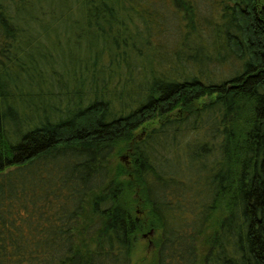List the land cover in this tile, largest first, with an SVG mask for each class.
Returning <instances> with one entry per match:
<instances>
[{
	"label": "trees",
	"instance_id": "obj_1",
	"mask_svg": "<svg viewBox=\"0 0 264 264\" xmlns=\"http://www.w3.org/2000/svg\"><path fill=\"white\" fill-rule=\"evenodd\" d=\"M165 1L0 0V264H264V0H220L229 75Z\"/></svg>",
	"mask_w": 264,
	"mask_h": 264
},
{
	"label": "rangeland",
	"instance_id": "obj_2",
	"mask_svg": "<svg viewBox=\"0 0 264 264\" xmlns=\"http://www.w3.org/2000/svg\"><path fill=\"white\" fill-rule=\"evenodd\" d=\"M164 1V0H163ZM198 5L200 6L201 10L203 11L202 14H204L207 18H212V25H207L206 21L202 20V22L199 25V33L198 31L188 28L187 27V20L183 17L185 12L184 9L178 8L176 5H174L171 0H166L164 3L158 4L157 8L161 9V12L163 13V16L159 17L158 19V27L159 32L154 33L150 31L152 35V42L157 44L160 43V41L164 42L166 51L173 53L178 48L181 49L179 46L181 39L184 38V36L188 37L187 39L194 41L196 47L198 45L203 44V42H206V40H210L213 42V48L209 47L205 49V53L210 55V59H208V65L204 66L206 69V74H212L217 73L218 71H222V73H225L229 71L230 69L234 68L230 65H237L238 60L230 54V51L227 49L226 41H224L223 37L217 36L215 40V33L212 29V34L210 35V29L215 25L216 22V15L220 11V0H198ZM145 20L141 19V22L143 23ZM165 25V26H161ZM215 27V26H214ZM154 28V27H153ZM156 30V28H154ZM188 32V34H187ZM211 37H210V36ZM189 42L191 43V41ZM177 44V46H176ZM193 44V43H192ZM140 48H143L142 51H145L147 48L144 46H141ZM55 50H60L59 48H54ZM212 49V50H211ZM199 51V50H198ZM221 51V54L223 55L222 60H217L219 58L218 52ZM59 53V51L57 52ZM154 54L155 52L150 49L148 50V54ZM161 53V52H160ZM157 54V53H156ZM218 57V58H217ZM27 59V56H26ZM198 59H200L198 57ZM29 60V59H27ZM54 68L60 72L62 71V67L60 64H54ZM48 67H45L44 70L46 71ZM48 71V70H47ZM198 72V69L196 70ZM205 74V73H204ZM229 75V72L226 74ZM57 89L56 86H53V90ZM155 231L153 235H147L144 236V240H142L141 245L135 250L134 252V259H139L145 254V256L149 255L152 250L155 249ZM146 241V242H143ZM142 246L144 247V250H142Z\"/></svg>",
	"mask_w": 264,
	"mask_h": 264
},
{
	"label": "water",
	"instance_id": "obj_3",
	"mask_svg": "<svg viewBox=\"0 0 264 264\" xmlns=\"http://www.w3.org/2000/svg\"><path fill=\"white\" fill-rule=\"evenodd\" d=\"M154 234V230H150L148 233H145L144 236H147V235H153Z\"/></svg>",
	"mask_w": 264,
	"mask_h": 264
}]
</instances>
